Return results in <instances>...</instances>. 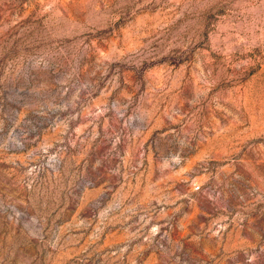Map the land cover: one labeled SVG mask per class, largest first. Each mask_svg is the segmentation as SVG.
<instances>
[{
	"label": "rangeland",
	"instance_id": "rangeland-1",
	"mask_svg": "<svg viewBox=\"0 0 264 264\" xmlns=\"http://www.w3.org/2000/svg\"><path fill=\"white\" fill-rule=\"evenodd\" d=\"M0 264H264V0H0Z\"/></svg>",
	"mask_w": 264,
	"mask_h": 264
}]
</instances>
